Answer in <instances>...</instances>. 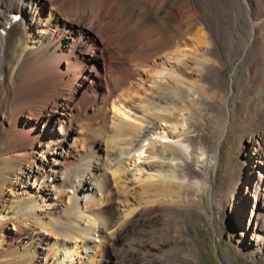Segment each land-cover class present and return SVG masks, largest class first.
Here are the masks:
<instances>
[{"label": "rangeland", "instance_id": "374dc122", "mask_svg": "<svg viewBox=\"0 0 264 264\" xmlns=\"http://www.w3.org/2000/svg\"><path fill=\"white\" fill-rule=\"evenodd\" d=\"M167 1H93L106 11L121 15L125 22L128 21L126 25L136 44L140 45V53L132 60V68L137 69L140 76L131 75L132 68L125 64H116L117 61L113 65L117 71L112 68L109 84L104 83L103 87L93 93L94 98L89 106L80 102L78 123L70 126L64 121V117L59 120L54 115L48 123L42 121L38 124L35 131L41 134V142L37 143L35 149L37 162L42 160L43 151L45 157L52 160L55 157L54 148H57V143L61 144L57 151L64 156L57 154L56 158L59 160L55 164V172L38 179L31 176L28 182H24L27 181V177L23 175L24 169L30 164V160L7 157L12 156L11 153L18 143L28 142L31 137L11 142L5 137L8 134V121L5 124L3 136L0 138V264H40L47 243L62 239L66 232L76 234L79 238V249L74 256L76 263L89 262V244L83 237L81 220H89L87 222L91 226L90 232L98 239L102 232L96 231L97 227L111 229L112 216L116 214V224L131 217L134 220L124 235L113 241L109 254L106 255V250L97 252L104 256L106 264H153V261L159 264H264V195L253 190V182L255 183L260 170L253 168L252 157L255 154H252L253 144L248 140L258 139L259 151L264 153V35H259L254 46L246 51L249 24L239 13L237 0H208L207 3L196 0L194 4L190 0H169L176 3L175 5L178 3L183 9L189 8V12L192 10L190 33L184 32V35L175 15L166 9ZM194 9L197 10L196 14L195 11L193 13ZM16 10L22 12L25 18L22 26H27L26 12L20 8ZM198 29L200 32L195 34ZM189 47H193L195 52L192 53V48ZM195 49H208L209 55H200L201 52ZM122 57L118 56L119 61ZM191 58H199L206 64L200 66L199 71L203 74L206 71L205 76L210 80L198 73L194 76L197 79L196 85L197 88L202 86L205 97L214 99L217 105L220 106L229 97L232 78L234 81V93L230 101L233 104L231 119L234 120L229 122V131L220 145L221 161L214 169V219L212 220L211 196L204 190L200 180L196 179L199 184L195 189L198 190V195L191 194L190 203L179 200L188 194L186 189L175 195L174 203L160 195L159 179L152 178L150 172L141 167L144 164L143 157L147 155L145 152L137 154L136 160L128 165L129 172L116 178L117 180H113L110 174L107 176L101 200L85 207H73L71 197L75 189L70 183L62 182V172L80 164L89 145L100 141L102 137L110 138L111 134L103 136L100 133L120 108L127 113L120 112L121 116L135 122L130 116L134 100L151 96L158 87L157 83L170 79L169 67L178 66ZM166 59L170 62H165ZM162 65L167 69L157 70ZM207 67H210V71ZM237 67L238 75L234 78ZM153 76L155 80L152 79ZM70 82L59 86L57 91L68 94ZM106 88H109L110 95H107ZM125 105L130 107L126 109ZM201 105H195V114L198 112L197 117L204 114L203 117L207 118L210 112ZM32 112L37 113L38 110L33 109ZM215 114V119L208 121L206 129L195 132L203 137H199L198 142L197 138L195 143L189 144V153L197 159L201 172L214 162L211 157L214 156L217 143L215 132L219 133L223 125L221 109ZM7 120L14 128H31L33 122L27 112L22 110L18 117L10 115ZM162 140L168 141L164 138ZM181 155V162L185 158V161L191 160L183 153ZM105 159L107 160L104 158L103 161L107 165ZM56 191L60 192V199L53 202L49 196ZM261 193L264 194V188ZM228 198H235L233 209L223 204ZM123 200L129 203L126 204ZM33 201L39 202L35 211L40 216L37 219L25 216L22 212ZM145 207L146 212L139 217L138 211ZM186 226L189 229L187 233L184 232ZM20 234L22 236L17 242L13 240ZM195 249L200 251V257L196 259L191 253Z\"/></svg>", "mask_w": 264, "mask_h": 264}, {"label": "bare ground", "instance_id": "6f19581e", "mask_svg": "<svg viewBox=\"0 0 264 264\" xmlns=\"http://www.w3.org/2000/svg\"><path fill=\"white\" fill-rule=\"evenodd\" d=\"M93 1L0 0V138L3 136L7 121L9 128L5 137L9 141L16 142L31 137L28 142L18 143L11 153L12 156L7 157L30 160V164L24 169L23 175L27 177V181L24 182H28L31 176L38 179L40 176L55 172L53 170H55V164H58L57 161L59 160L56 158L57 154L64 156L63 153L57 151L61 146L57 143V148H54L55 157L52 160L45 157V151H43L42 160L37 162L35 149H37V143L41 142L39 140L41 134L35 131L38 124L42 121L48 123L54 115L57 119L64 117V121L68 122L70 126L78 123L81 111L80 102L89 106L92 98H94L93 93L99 87H103L104 83L105 85L109 84V75L115 69L113 68L114 63L118 61L116 64H125L132 68V60L138 56L140 45L136 44L133 34L126 25L128 21L125 22L121 15L109 10L106 11L102 6L94 4ZM194 2L196 0H190V3L194 4ZM202 2L207 3L208 0H202ZM165 3L166 9L175 15L181 24L183 34L184 32L190 33V13L192 10L189 12V8L183 9L182 6H178V3L175 5L176 3L169 0ZM237 6L241 16H244L249 24L247 51L252 48V45L254 46L259 35H264V0H237ZM16 8L26 12L27 26L26 24L22 26L25 18H23V13L17 11ZM196 9L193 10L195 14L198 10ZM14 13H21V20H12L11 15ZM197 15L200 17L199 14ZM199 32L198 29L195 34ZM189 48H192L191 52L194 51L193 47ZM195 50L201 52L199 54L203 56L209 53L208 49ZM119 55L123 56L120 58L121 61H119ZM165 62L168 63L170 60L166 59ZM202 65L206 66L199 58H191L178 66L169 67L170 79L158 81V87L154 89L151 96L140 98L138 101L134 100L132 103L130 116L135 119V122L128 121L124 116H121L120 112L127 113L123 108H120L119 112H116L114 117L103 126L100 134L103 136L111 134L110 138L109 136L108 138L102 137L100 141L89 145L83 161L71 169L66 168L60 177L62 182L70 183L75 189L71 197L73 207L81 208L101 200L107 176L110 174L113 180H117L116 178H120L129 172L128 167L131 162L136 160L137 154L141 155L145 152L147 155L143 157L144 164L141 167L149 171L152 178L159 179L158 192L160 195L174 203L175 195L181 194L186 189L188 194L178 198L182 203H186L191 199V194L198 195V190L195 189L199 185L197 180H200L203 182L204 190L211 196L212 220L214 219L215 210L212 203L216 190L214 169L221 161L220 147L222 146L220 145L229 131V122L234 120L231 119V106L233 104L230 103L234 93V81L232 78L229 97L219 106L214 99L205 97L201 89L202 86L197 88V79L194 76L198 73L203 74L202 71H199ZM162 66L157 67V70L167 69L165 65ZM209 68L208 71H210ZM131 71V75H139L137 69L132 68ZM234 72L233 77L235 78L238 67ZM206 73L205 71L203 76ZM152 79L155 80V77L153 76ZM67 82L71 83L69 93L58 92L57 88ZM106 91L107 95L111 94L109 88H106ZM197 103L205 106L206 110L210 112L207 118L206 116L203 117L204 114L199 115L201 118L196 116L198 112L195 114L194 109ZM202 105L201 107H203ZM129 107L127 105L125 108ZM33 109H37L38 112H32ZM219 109H221L224 120L221 131L215 132L217 143L214 156L211 157L214 162L201 172L198 169L197 159L189 153V144L195 143L197 138L198 142L203 137L195 132L206 129L205 126L208 127L209 125L208 121L215 119V112ZM21 110L22 112L26 111L30 120L33 121L31 128L19 126L14 128L7 120V116L10 115L18 117ZM44 110L46 111L44 112ZM180 125L181 127H179ZM163 138L168 141H163ZM248 140L253 144L254 152L252 154H255L252 157L253 168L260 170L258 177L254 180L255 183L253 182V190L263 196L264 194L261 192L264 188V153L259 151L258 139L249 138ZM181 153L191 160L185 161L187 159L185 158L183 160L185 164H183L180 159ZM104 158H107V160L105 159L107 165L103 161ZM49 197L55 202V200L60 199V192L56 191ZM123 202L129 203L126 200ZM38 203L33 201L30 207H24L23 214L29 215L33 219L39 218L40 216L35 213ZM235 203V198H228L227 201H223V204L230 209L235 207ZM145 209L146 207L138 213L136 212L137 215L142 217L146 212ZM116 215L112 216L113 225L111 229L97 227L96 231L102 232L98 235V239L93 237L90 232L91 228L89 227L91 226H88L87 222L89 220H81L80 228L84 232V239L89 244L88 249L91 257L89 262L83 264H106L104 256L98 255L97 252L106 250V255L109 254L113 241L121 238L127 228L133 225L134 219L132 217L123 223L116 224ZM141 223L144 222L141 221ZM188 231L186 226L184 232L187 233ZM21 236V234L16 235L13 240L17 242ZM78 249L79 238L76 234L66 232L62 239L47 243L40 264H77L74 256ZM191 253L194 259L200 255L199 249L192 250ZM153 264L159 263L153 261ZM187 264L201 263L191 262Z\"/></svg>", "mask_w": 264, "mask_h": 264}]
</instances>
